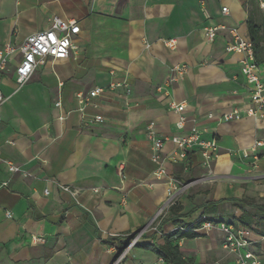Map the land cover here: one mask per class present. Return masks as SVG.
Wrapping results in <instances>:
<instances>
[{
    "label": "crops",
    "instance_id": "obj_1",
    "mask_svg": "<svg viewBox=\"0 0 264 264\" xmlns=\"http://www.w3.org/2000/svg\"><path fill=\"white\" fill-rule=\"evenodd\" d=\"M252 5L264 20V0H0V49L47 29L52 17L80 28L69 58L48 59L22 87L15 83L17 55L0 73V264H113L119 242L140 232L135 245L160 243L174 231L178 237L205 219L206 203L264 199V156L249 153L264 140V109L263 118L218 121L254 107L241 56L225 51L232 32L249 40ZM209 28L216 29L211 43ZM167 40L176 41L175 51L163 45ZM180 65L186 73L170 82ZM258 75L264 83V64ZM95 87L102 93L89 100ZM171 105L184 109L177 113ZM83 115L103 122L89 125ZM151 122L160 136H183L196 126L202 139L218 144L209 170L198 151L181 159L174 145H164V157H178L168 160V174L183 184L196 182L177 196L180 227L168 209L158 216L166 186L152 176ZM3 161L19 172L9 174ZM228 206L218 205L224 222L240 215ZM191 230L198 237L176 242L183 257L210 264L223 236ZM112 238L118 242L105 244ZM156 260L132 247L120 264ZM223 261L232 264L233 256Z\"/></svg>",
    "mask_w": 264,
    "mask_h": 264
},
{
    "label": "built area",
    "instance_id": "obj_2",
    "mask_svg": "<svg viewBox=\"0 0 264 264\" xmlns=\"http://www.w3.org/2000/svg\"><path fill=\"white\" fill-rule=\"evenodd\" d=\"M222 13L226 14L227 9L222 8ZM80 32V28L76 21H63L57 17H52L49 27L41 32L30 35L19 45H4L0 49V73L7 72L9 64L14 56H18L19 60L14 69L15 83L18 87L25 85L32 75L50 59L51 61H59L68 59L70 53L76 49L73 43V37L77 36ZM206 39L208 42H213L216 37V29L209 28L205 30ZM231 41L226 45V53H233L241 56L239 61L240 73L247 82L251 85V97L254 104L253 108L248 109L241 113L235 110L230 113H226L218 117V121L226 123L229 121L239 119L243 114L249 117L263 118L264 109V83H262L258 75V64L254 59V52L252 44L249 40H246L235 32H232ZM163 45L169 51L176 50V41L167 40L162 41ZM186 66L180 65L172 68L174 77L170 79V82H175L176 79L181 78L186 73ZM118 86V85H113ZM126 88V86L122 85ZM102 93V89L99 87L93 88L88 93V99H94ZM127 93L129 91L127 90ZM88 101H79L80 105H85ZM2 104V95L0 93V106ZM60 104L57 103L56 106ZM171 108L181 113L184 109L183 105H171ZM79 112H83V106L79 107ZM84 116V115H83ZM87 124H100L103 122L101 116L83 117ZM208 120L214 118L213 114H208L206 117ZM183 125V119H180L178 126ZM147 139L150 142V161L154 165V171L152 176L157 181H162L166 186V200L163 208L159 210L158 216L161 215L164 209L176 204L178 194L184 192L190 188L196 182H190L183 184L174 177L170 176L167 172L166 164L168 160L172 163L177 162V158L184 159L187 154L196 150L202 157V166L206 169H210L211 162L216 158L218 151L217 141L213 138L211 140L202 139L203 131L193 126L189 133L183 136H160L154 131V123H149L147 127ZM165 143H171L180 151L178 157H164L162 150ZM264 156V140L255 141L249 150L250 155L254 159H257L260 155ZM3 164L9 174H15L19 172V169L12 163L3 161ZM26 176V174H23ZM2 187H6V183L1 184ZM62 191L70 192L73 196L77 193L72 191L68 187H61ZM46 193V192H45ZM7 218H11L9 214ZM201 231L211 232L218 231L222 236L221 247L229 255L233 256L232 264H261L260 256L264 255V237H258L251 231L241 226H232L226 223L212 224L210 222L203 223L200 228ZM42 238L34 239L36 242H42ZM257 244H261V250L255 252L252 250ZM135 246V241L130 243L129 247L121 254L123 259L126 256L128 249ZM154 264H164L163 260L157 258Z\"/></svg>",
    "mask_w": 264,
    "mask_h": 264
},
{
    "label": "trees",
    "instance_id": "obj_3",
    "mask_svg": "<svg viewBox=\"0 0 264 264\" xmlns=\"http://www.w3.org/2000/svg\"><path fill=\"white\" fill-rule=\"evenodd\" d=\"M246 24L248 37L254 52V59L257 64H264V20L257 16L256 8L253 5L252 9L248 12V20ZM226 202H228L232 208H235L240 212V215L237 218L231 216V221L229 222H224L223 218L216 215L219 211L218 205H222ZM180 211L181 207L176 204L168 208V214L170 215L169 218L177 227H180L179 219L181 217L177 216ZM203 216L205 219H201L195 225L188 228V230L181 233L178 237L177 232L174 231L164 236L160 243L154 245H135L134 247L151 252L157 258L162 259L164 264H193L190 259L183 257L176 242L178 239H194L198 237V235L193 233L191 229L200 228L205 222H210L212 224L226 223L232 226L239 225L248 229L258 237H264V199L255 200L242 197L221 200L217 203H206ZM134 238L135 235L130 236L125 241L117 244V257L121 256ZM111 242H118V239L112 238L105 241V244L109 245Z\"/></svg>",
    "mask_w": 264,
    "mask_h": 264
},
{
    "label": "rangeland",
    "instance_id": "obj_4",
    "mask_svg": "<svg viewBox=\"0 0 264 264\" xmlns=\"http://www.w3.org/2000/svg\"><path fill=\"white\" fill-rule=\"evenodd\" d=\"M229 211H231V215L232 213H234V209L231 207L230 208L228 206ZM231 221V218L228 219V222ZM142 232L138 233L137 235H135V238L133 241H137V238H139L141 236ZM218 238V237H217ZM216 238V239H217ZM218 240V239H217ZM132 243V242H131ZM261 250V244H259L258 247L255 248V252H259ZM216 255L213 260L210 261V264H224L225 262L223 261L224 255L228 254L225 250L222 249V247L220 246V248L218 250L215 251ZM122 262V258L121 256L117 257L115 259V262L113 264H120Z\"/></svg>",
    "mask_w": 264,
    "mask_h": 264
}]
</instances>
